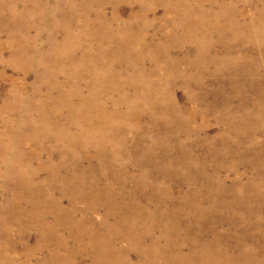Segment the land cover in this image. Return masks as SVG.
<instances>
[{
  "label": "rangeland",
  "instance_id": "obj_1",
  "mask_svg": "<svg viewBox=\"0 0 264 264\" xmlns=\"http://www.w3.org/2000/svg\"><path fill=\"white\" fill-rule=\"evenodd\" d=\"M103 1L0 0V264H264V0Z\"/></svg>",
  "mask_w": 264,
  "mask_h": 264
},
{
  "label": "bare ground",
  "instance_id": "obj_2",
  "mask_svg": "<svg viewBox=\"0 0 264 264\" xmlns=\"http://www.w3.org/2000/svg\"><path fill=\"white\" fill-rule=\"evenodd\" d=\"M117 0H104L103 1V3L104 2H111L112 4H117V2H116ZM142 1H147L148 2V0H142ZM168 3V4H174L175 6H177V7H181V8H183L184 10H186V9H188V8H190L191 7V4L187 1V2H185L184 0H163V1H160L161 3H166V2ZM174 2H176V3H174ZM102 3V2H101ZM98 7H102L101 6V4H99V6ZM97 7V8H98ZM97 11V10H96ZM103 11V10H102ZM170 11V10H169ZM69 12V11H68ZM112 12V11H111ZM119 12L120 11H118V9L117 8H114V11H113V13H112V16H111V18H109L108 19V17L106 16V15H104L103 14V12L100 14V15H97V19L96 20H94V21H97L98 19H99V21H100V23H101V26L103 27V28H105V29H107V31H109L108 33H111V34H108L107 36H109V38L111 39L114 35H116V37H120V36H122L123 37V34H125V36H129L130 38H134L133 39V41L134 42H137V38H141V36H143L145 33L143 32L144 30H141V29H139L138 31H134V30H129V26H127L128 24L125 22V24L124 23H122V24H118L120 27L116 30V31H114L113 30V28L112 29H110V27H111V23H112V21L114 22V23H116L117 21H122L121 20V17H120V15H119ZM171 12V11H170ZM70 15V14H69ZM122 15V14H121ZM134 15V17H135V13L133 14ZM71 16V15H70ZM136 16H138V15H136ZM140 16L143 18V14H142V12H141V14H140ZM82 17H83V22H84V24H88L89 23V21L91 20V19H89L88 18V16H87V14H86V12L82 15ZM64 17H60V19H59V21L61 22V26L63 27V30H64V34H65V36H68V35H70L71 33H72V31H73V29H72V26H70V25H68V24H66L65 22H64ZM123 20H124V18H123ZM250 20V19H249ZM128 22V21H127ZM144 22H146V20L144 21ZM250 22H251V20H250ZM249 22V23H250ZM58 24L56 23V25H54V26H49L48 27V34H47V36H46V39H47V41H50L49 43H50V47H51V50H53V49H55V48H60L61 46H62V44H60L59 42H57V40H58V38H57V35L55 34L56 32L55 31H57V29H58V26H57ZM110 29V30H109ZM145 29V28H144ZM147 29H145V31H146ZM106 35V34H105ZM145 36V35H144ZM74 37H77V36H72V37H70L69 39H71V40H69V44H71V45H73V46H76V41L73 39ZM78 38V37H77ZM108 38V39H109ZM124 38V37H123ZM122 38V39H123ZM9 39H12L11 38V36H9ZM52 42V43H51ZM4 46V44L2 45L1 44V41H0V47H3ZM31 49V52L32 53H36V52H40L39 50H38V48H34L33 49V47H31L30 48ZM85 55V59L86 60H88V61H92L93 60V56L92 55H89V53H87V54H84ZM32 60H34L36 63H38V62H40L44 67H45V65H47V66H51L53 63H51L50 64V61L47 59V57L44 55V54H42V56L40 55L39 57H33V59ZM31 60V61H32ZM159 66V65H158ZM160 67V66H159ZM99 70H101V69H99ZM68 73V75H69V77H71V76H75L76 77V75H77V67H75L74 68V70H73V68H72V71H69V72H67ZM52 75H49V77H51ZM42 78V77H41ZM50 84V83H49ZM23 85V84H22ZM51 87V86H50ZM53 87H55V90L57 91V93H58V95H59V97H60V100H59V104L60 103H62V102H68L69 101V97H70V95L72 94V91L73 90H71V89H69V90H64V88H61L60 87V85H55V84H53ZM90 90H88V92H86V93H84L83 91H79V92H75V94L76 95H78V99L77 100H75L74 102L72 101V104H73V106H76V105H78V106H80V107H82L84 110H83V114H81V120L83 121L82 122V127H81V131H79L80 132V134L82 135V137H83V139L85 138L86 139V141L88 142L89 141V138L90 137H92V130H97V131H99V130H101V129H99V127H98V125L96 124V123H94L93 121H92V118H89V117H91V113H92V111H93V109H94V107L93 108H91L90 110H89V108L88 109H86L87 108V105L89 104V101L91 100V98H92V96H93V90H94V87L91 85L90 86ZM27 92H29V90L27 91ZM37 93V92H36ZM18 97V95H16L15 94V96L13 95V97L11 98V100H13V99H15V97ZM20 97V96H19ZM139 99V97L137 96V97H134V101H137ZM133 103V102H132ZM40 105H42V104H37V107L39 108V106ZM38 111H40V110H38ZM101 111V110H100ZM98 114V113H97ZM101 114H103V116L105 117V118H108V116H109V114H108V112H103V108H102V111H101ZM43 118H44V116L43 115H41V119L39 118V121L41 122L42 120H43ZM91 122H93V123H91ZM88 126H89V128H91L92 130H91V132H90V130L88 129ZM9 133H10V135L9 136H12V139H11V144L13 145V146H16V147H18V144L16 143L18 140H22V141H26L27 139V137L28 136H25V135H23L22 136V138H14L13 137V135H15V131L13 130V129H9V131H8ZM6 155H8V157L5 155V159H4V157L3 156H1L0 158H2V160H8V162H10V163H15V164H17L18 165V168H19V166H20V162H21V159H20V156L19 155H17V154H10V153H8L7 154V152L5 153ZM29 166V163H24V164H22L21 165V169L22 170H27V168L26 167H28ZM21 170V171H22ZM23 172V171H22ZM21 172V173H22ZM23 174V173H22ZM6 176H8L7 174H6ZM11 177V176H10ZM19 177H21V176H19ZM16 178V177H15ZM14 179V178H13ZM18 179V178H17ZM0 215H1V212H0Z\"/></svg>",
  "mask_w": 264,
  "mask_h": 264
}]
</instances>
